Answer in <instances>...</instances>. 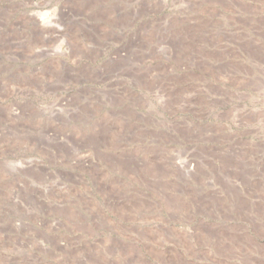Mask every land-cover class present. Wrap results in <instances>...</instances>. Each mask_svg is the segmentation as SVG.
I'll return each instance as SVG.
<instances>
[{"label": "rangeland", "instance_id": "374dc122", "mask_svg": "<svg viewBox=\"0 0 264 264\" xmlns=\"http://www.w3.org/2000/svg\"><path fill=\"white\" fill-rule=\"evenodd\" d=\"M0 264H264V0H0Z\"/></svg>", "mask_w": 264, "mask_h": 264}]
</instances>
